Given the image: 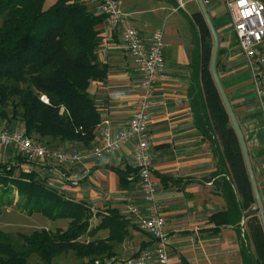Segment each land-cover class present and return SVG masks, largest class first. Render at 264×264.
Instances as JSON below:
<instances>
[{
    "label": "trees",
    "instance_id": "16d2710c",
    "mask_svg": "<svg viewBox=\"0 0 264 264\" xmlns=\"http://www.w3.org/2000/svg\"><path fill=\"white\" fill-rule=\"evenodd\" d=\"M46 1L0 0V126L23 131L46 149L81 153L93 147L101 128L88 88L91 82L106 78V67L97 60L101 40L96 27L104 18L84 0H55L45 8ZM191 20L198 32L195 64L200 79V91L189 92L193 122L218 158V173L229 176L223 193L226 210L213 219L217 225L235 228L243 264H264V230L253 212L256 202L251 183L210 74L212 37L201 13L193 14ZM220 56L218 50L216 71ZM14 158L0 162V216L15 206L29 216L66 221L67 227L19 234V244L0 230V264H59L55 261L65 254L79 264H94L115 256V246L128 237L131 219L127 215L109 208L93 215L86 203L65 197L36 171L23 169L24 158ZM112 170L121 187H127L129 178L136 179L138 173L128 166ZM93 217L99 223L91 227ZM101 231L108 232L106 238L96 237ZM31 256L38 261L30 263Z\"/></svg>",
    "mask_w": 264,
    "mask_h": 264
},
{
    "label": "crops",
    "instance_id": "0c3cea01",
    "mask_svg": "<svg viewBox=\"0 0 264 264\" xmlns=\"http://www.w3.org/2000/svg\"><path fill=\"white\" fill-rule=\"evenodd\" d=\"M86 1L94 9L91 0ZM120 4L124 25L135 28L143 39H149L156 30H163L168 79L155 88L148 132L150 178L156 184L155 199L165 213L169 262L243 264L235 228L217 225L213 219L226 210L223 193L229 176L218 173V158L194 126L190 109L189 92L193 88L200 91L199 68L195 64L198 32L191 20L193 14L200 13L199 5L196 0H184V7H190V11L185 12L184 7L178 8L177 0H120ZM204 6L219 38L221 56L216 73L241 130L264 209V117L236 46L229 15L220 0H212ZM227 27L229 30L225 32ZM96 30L101 40L97 60L107 72L103 81L91 82L88 93L95 101L101 125L108 122L112 132L117 133L126 125L139 98L141 77L121 43V28L111 29L103 21ZM101 128L96 132L93 147L101 141ZM132 147L133 143H128L118 153L100 160L91 157L92 148L84 150L82 161L68 169L52 162L27 163L22 167L36 171L65 197L86 203L92 212L109 208L124 215L127 204L143 203L137 176L136 179L131 176L129 185L121 187L112 170L125 166L135 168ZM5 152L0 153L2 163L10 159ZM96 218L91 219L94 226L99 223H95ZM134 225L129 220L128 237L115 246V256L129 258L152 247L149 237ZM107 235V231H101L96 237L106 238ZM249 254L253 256L252 247Z\"/></svg>",
    "mask_w": 264,
    "mask_h": 264
},
{
    "label": "built area",
    "instance_id": "2783aa9c",
    "mask_svg": "<svg viewBox=\"0 0 264 264\" xmlns=\"http://www.w3.org/2000/svg\"><path fill=\"white\" fill-rule=\"evenodd\" d=\"M212 0H202L208 5ZM94 11L104 18L111 28H121L120 40L128 50L131 61L140 77V95L133 106L124 128L113 133L108 122L101 125L102 136L90 155L100 160L106 155L118 153L126 144L133 143L132 157L137 169L142 205L127 204L124 214L137 229L146 234L152 247L129 258L112 256L96 260L94 264H170L168 256L169 238L165 232V213L156 201V184L150 178L152 168L149 136L150 112L153 106L155 88L167 80L164 61L163 30L143 39L139 32L124 25V14L120 0H91ZM178 8L184 7V0H177ZM232 23L236 46L250 75L252 91L258 108L264 117V0H220ZM42 100H47L43 97ZM12 150L24 158L29 165L54 163L59 167L71 168L81 162L83 154H71L46 149L24 134L23 131L0 126V151ZM254 209V208H253Z\"/></svg>",
    "mask_w": 264,
    "mask_h": 264
},
{
    "label": "rangeland",
    "instance_id": "374dc122",
    "mask_svg": "<svg viewBox=\"0 0 264 264\" xmlns=\"http://www.w3.org/2000/svg\"><path fill=\"white\" fill-rule=\"evenodd\" d=\"M54 1L55 0H47L45 3V8H48ZM84 1H86V0H84ZM88 7H89V9H91L90 6H88ZM91 10L94 11V9H91ZM183 10L185 12H189L190 7H188L186 5ZM0 25H1V18H0ZM228 30H229V27H227L225 29V32H228ZM231 35H233V34H231ZM231 35H230L231 40H234ZM217 38H218V36H217ZM224 39H225V37H224ZM218 47H219V38H218ZM9 111L10 110H8V112ZM0 153H1V151H0ZM5 154H6V157L10 158L9 160H12V161H14L15 160L14 157L17 156L16 153L12 150H11V152L7 150L5 152ZM97 210H99V209H97ZM95 213L96 212H94V211L92 212L93 215ZM96 219L97 220L95 223L97 224L99 222V219L98 218H96ZM92 220H93V218H92ZM91 223H92L91 227H93L94 222L91 221L90 224ZM66 227H67L66 221H63V220L51 221V220L46 219L45 217H43L40 214H33V215L29 216V215L21 212L15 206L4 209L2 211L1 216H0V230L3 231L5 234L9 235L12 238V240L17 244H19L21 241L18 237L19 234L29 235L34 231H39L42 229L54 232L57 229L64 230V229H66ZM116 257H118V256H116ZM119 258H122V257H119ZM122 259H125V258H122ZM37 261H38V258L36 256H31L29 258L30 263H34ZM55 262L59 263V264H79L80 263L79 260H76L71 254L62 255L59 258H57V260Z\"/></svg>",
    "mask_w": 264,
    "mask_h": 264
},
{
    "label": "water",
    "instance_id": "95a60500",
    "mask_svg": "<svg viewBox=\"0 0 264 264\" xmlns=\"http://www.w3.org/2000/svg\"><path fill=\"white\" fill-rule=\"evenodd\" d=\"M198 5H199V8H200V13L202 15V17L204 18V21L210 31V34H211V37H212V54H211V60H210V74L212 76V79L214 81V84L216 86V89L218 91V94L221 98V101H222V104L226 110V113L228 114V117H229V120H230V123L234 129V132L237 136V139H238V142H239V146H240V150H241V153H242V156H243V159H244V163H245V166H246V170H247V173H248V176H249V180H250V183H251V187H252V191H253V194H254V198H255V207L253 209V212L255 214H258L259 217H260V220H261V224H262V227H263V230H264V209H263V206L261 204V200L259 198V194H258V190H257V187H256V184H255V181H254V177H253V174H252V170H251V167H250V163H249V159H248V154H247V149H246V145H245V142H244V139H243V136H242V133H241V130L239 128V125L235 119V116L233 114V111L231 109V106L228 102V99L225 95V92L223 90V87L220 83V80L217 76V73H216V68H215V65H216V57H217V51H218V38H217V34L215 32V29L211 23V20L208 16V13L206 11V8L202 2V0H196Z\"/></svg>",
    "mask_w": 264,
    "mask_h": 264
}]
</instances>
